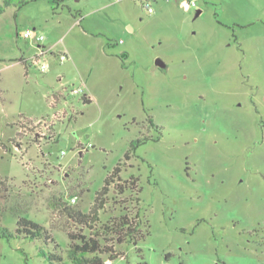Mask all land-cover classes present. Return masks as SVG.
I'll list each match as a JSON object with an SVG mask.
<instances>
[{"label": "rangeland", "instance_id": "obj_1", "mask_svg": "<svg viewBox=\"0 0 264 264\" xmlns=\"http://www.w3.org/2000/svg\"><path fill=\"white\" fill-rule=\"evenodd\" d=\"M181 1L11 0L0 15V225L54 240L0 237V264H70L64 209L87 213L137 141L121 176L138 178L147 234L109 264H264V0ZM35 35L56 50L43 74L19 62Z\"/></svg>", "mask_w": 264, "mask_h": 264}, {"label": "trees", "instance_id": "obj_2", "mask_svg": "<svg viewBox=\"0 0 264 264\" xmlns=\"http://www.w3.org/2000/svg\"><path fill=\"white\" fill-rule=\"evenodd\" d=\"M55 1L57 0H52ZM10 5L11 0H4L0 6V15ZM19 62L28 66L22 57L19 58ZM89 102L90 100L84 101V103ZM29 121L26 120L27 123ZM150 125H153L151 121ZM139 144L140 141L133 142L130 151H134ZM130 151L125 154L124 162L119 163L107 176L104 186L96 193L94 203L87 213L74 208L64 209L65 216L78 229V234L67 233L69 239L67 258L70 264H109L115 259L124 257V253L118 250L119 247L124 245L135 247L147 234V223L142 220L138 210L140 192L138 178L130 176L123 179L121 176L122 171L125 170L124 164L131 158ZM127 192L130 196L121 198ZM109 194L112 195L110 199H108ZM109 204L117 208L119 214L110 216L102 222L101 215L107 214L106 205ZM0 237H22L30 241L43 238L45 241L54 242L43 226L25 218L18 219L14 233L0 225ZM55 246L58 248V245ZM41 255L46 257L50 264H63L58 251L52 254L41 252Z\"/></svg>", "mask_w": 264, "mask_h": 264}, {"label": "built area", "instance_id": "obj_3", "mask_svg": "<svg viewBox=\"0 0 264 264\" xmlns=\"http://www.w3.org/2000/svg\"><path fill=\"white\" fill-rule=\"evenodd\" d=\"M142 7L149 14H152L154 12V10L151 7V5H149L147 3L146 4H142ZM180 7L184 11L188 12L191 9L196 8V3L194 1L182 0L180 2ZM30 37H32V33L30 31H26L24 33V38L25 39H29ZM33 38H34L33 42L35 44L34 46H35L37 52L34 54L33 57H31L29 59H25V61H26V64L28 66H32V67L36 68L41 74H43V73H45V72H47L49 70V62H48L47 57L50 54H53V53H52V51H50V50L44 48L43 46L39 45V43H41L42 40H43V36L35 35ZM54 58L60 64H62L63 62L68 60V56H67L66 53H58V54L54 55ZM69 93H70V95H81V96H85L86 95L84 93V85L83 84H80L79 86L71 89ZM41 121L42 120L37 121L35 124H37V123L40 124ZM63 153L64 152H62V154ZM70 203L71 204L76 203V198L75 197L70 198Z\"/></svg>", "mask_w": 264, "mask_h": 264}, {"label": "crops", "instance_id": "obj_4", "mask_svg": "<svg viewBox=\"0 0 264 264\" xmlns=\"http://www.w3.org/2000/svg\"><path fill=\"white\" fill-rule=\"evenodd\" d=\"M54 10V9H53ZM60 23V22H59ZM85 33V32H84ZM44 48H46V49H48V50H50V51H52V52H54V51H56L55 49H53L54 47H53V45L52 44H50V45H48V46H45ZM57 52H65L66 54H67V56H68V59H71V57H70V54H69V52L66 50H58ZM23 57V56H22ZM23 59H24V57H23ZM83 84V83H82ZM84 85V84H83ZM85 86V85H84ZM86 96V95H85ZM88 100H90V98L88 97Z\"/></svg>", "mask_w": 264, "mask_h": 264}, {"label": "water", "instance_id": "obj_5", "mask_svg": "<svg viewBox=\"0 0 264 264\" xmlns=\"http://www.w3.org/2000/svg\"><path fill=\"white\" fill-rule=\"evenodd\" d=\"M200 10H198L197 11V13H196V16H198L199 14H200ZM155 65L157 66V67H159V68H165L166 66H165V64L161 61V60H159V59H157L156 61H155Z\"/></svg>", "mask_w": 264, "mask_h": 264}]
</instances>
